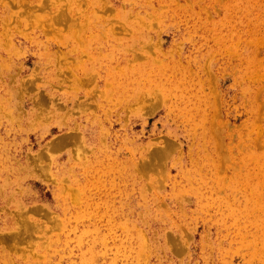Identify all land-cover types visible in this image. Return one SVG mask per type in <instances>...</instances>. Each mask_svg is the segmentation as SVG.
<instances>
[{
    "label": "rangeland",
    "instance_id": "obj_1",
    "mask_svg": "<svg viewBox=\"0 0 264 264\" xmlns=\"http://www.w3.org/2000/svg\"><path fill=\"white\" fill-rule=\"evenodd\" d=\"M0 264H264V0H0Z\"/></svg>",
    "mask_w": 264,
    "mask_h": 264
},
{
    "label": "bare ground",
    "instance_id": "obj_2",
    "mask_svg": "<svg viewBox=\"0 0 264 264\" xmlns=\"http://www.w3.org/2000/svg\"><path fill=\"white\" fill-rule=\"evenodd\" d=\"M64 18H66V16H64V15H62V16H58L57 18H56V21H57V23H63V21H64ZM53 25H55V23L53 22ZM52 29V28H51ZM51 29H49V31H51ZM57 31H60L61 32V30L60 29H57ZM5 40H7V41H9V43H10V39L7 37ZM189 71V70H188ZM189 73H191L190 71H189ZM186 75H188V74H186ZM188 80V79H187ZM186 80V81H187ZM189 81V80H188ZM251 120V119H250ZM253 120V119H252ZM216 145V144H215ZM261 165H262V163H261ZM258 167V166H257ZM260 169V168H259Z\"/></svg>",
    "mask_w": 264,
    "mask_h": 264
}]
</instances>
